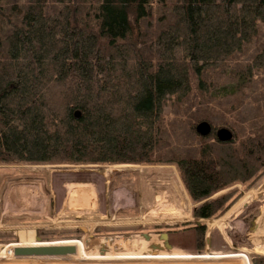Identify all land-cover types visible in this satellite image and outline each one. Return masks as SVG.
I'll return each instance as SVG.
<instances>
[{
    "label": "trees",
    "instance_id": "trees-1",
    "mask_svg": "<svg viewBox=\"0 0 264 264\" xmlns=\"http://www.w3.org/2000/svg\"><path fill=\"white\" fill-rule=\"evenodd\" d=\"M0 20V164H174L195 202L263 173L264 0H0Z\"/></svg>",
    "mask_w": 264,
    "mask_h": 264
},
{
    "label": "rangeland",
    "instance_id": "rangeland-1",
    "mask_svg": "<svg viewBox=\"0 0 264 264\" xmlns=\"http://www.w3.org/2000/svg\"><path fill=\"white\" fill-rule=\"evenodd\" d=\"M1 5L8 6L4 2ZM157 7L155 5L154 9ZM263 35L264 30L261 33V36ZM261 36L255 43L257 46L264 43ZM246 50L249 53V50ZM245 57L244 55L233 58L237 68L247 62ZM227 78L230 79L231 76L227 75ZM243 78L238 75L237 80H241L235 82V86L243 84ZM213 79L218 82L223 80L219 75H214ZM258 80L262 84L257 92L263 93L264 74H261ZM233 89L229 88L227 92ZM220 91L221 88L211 89L208 99L221 98ZM249 91H252L250 87L246 93ZM196 96H199V100L204 98L206 101L205 96L200 93ZM233 107L237 106L229 103L223 110L211 108L220 121L228 119L233 123L236 117L229 114ZM171 111L170 106L166 107L164 115L170 117ZM170 119L167 118L169 121ZM222 127L229 128L218 126L216 130ZM249 132L251 131L247 129V134ZM212 139H208L205 145L213 143L215 140ZM185 140L189 144L193 143L190 137ZM185 147L184 142L182 149ZM230 193L233 203L229 209L226 208L227 205L220 206L222 212L211 219H197L193 216L197 206L206 201L218 200ZM88 198L91 199L90 205L86 206ZM206 201H193L179 168L174 164H0V250L9 244L18 243V231L26 228L34 231L35 240L37 237L47 243L83 240L86 248L92 252L96 249L90 245V240H104L110 245L114 244V240L123 243L116 249H101V254L212 255L243 252L248 255L251 264L264 257V254L253 252L255 246L249 235L256 227L264 234V171L251 182L237 183ZM68 203L72 204L70 212ZM73 205H77V208ZM63 207L65 212H61ZM26 210L34 211L33 216L26 215ZM34 216L36 218L29 219ZM82 228L87 229V232H83ZM163 234H168L167 241L164 240ZM166 243L171 245L172 249H168ZM74 255L38 258L14 255L11 258L0 257V264L144 263L139 260H117L115 263L76 262L73 260Z\"/></svg>",
    "mask_w": 264,
    "mask_h": 264
},
{
    "label": "bare ground",
    "instance_id": "bare-ground-1",
    "mask_svg": "<svg viewBox=\"0 0 264 264\" xmlns=\"http://www.w3.org/2000/svg\"><path fill=\"white\" fill-rule=\"evenodd\" d=\"M254 232L250 233V238L255 248L253 252L256 254H264V234H262L259 228H254ZM19 242L15 244H9L3 247L0 250V257H14V250L18 248H31V247H75L76 254L73 257V260L76 262L80 261H89L96 262L106 261L108 263H115L117 260H139L144 262L145 264L153 263H166V262H195V264H251V261L246 253H216V254H204V255H191V254H166V253H155V254H112V253H100V250H106V248L115 247L119 248L123 243L116 242L114 240V244L110 245V243L104 240H90L92 246L95 247L96 251L92 252V250L86 248V244L83 240H69L62 242H37L35 240V234L33 230H29L26 228H21L18 231ZM113 241V240H112ZM127 246V244L125 243ZM246 251V250H244ZM38 258V257H34ZM143 263V264H144Z\"/></svg>",
    "mask_w": 264,
    "mask_h": 264
},
{
    "label": "water",
    "instance_id": "water-1",
    "mask_svg": "<svg viewBox=\"0 0 264 264\" xmlns=\"http://www.w3.org/2000/svg\"><path fill=\"white\" fill-rule=\"evenodd\" d=\"M198 133L203 136H206L210 133L211 127L208 123H201L197 127ZM217 136L221 141H230L233 138V134L228 129H220L217 132ZM83 232H87V229L82 228ZM163 238L165 241L168 240V234H163ZM37 242H42L41 238H36ZM166 247L168 249H172L171 245L166 243ZM76 254L75 247H31V248H18L14 250V255L16 257H54V256H66Z\"/></svg>",
    "mask_w": 264,
    "mask_h": 264
},
{
    "label": "crops",
    "instance_id": "crops-1",
    "mask_svg": "<svg viewBox=\"0 0 264 264\" xmlns=\"http://www.w3.org/2000/svg\"><path fill=\"white\" fill-rule=\"evenodd\" d=\"M90 198H88V200H87V202H86V206H89L90 205ZM71 203H68V208H69V210H68V212H70L71 210H72V207H71ZM73 206H76V208H77V205H73ZM31 207V206H30ZM27 212H26V215H29V216H33V214H34V211H32V212H29L28 210H26ZM65 212L66 211V209H65V207H63L62 209H61V212ZM30 218H36L35 216L34 217H29V219Z\"/></svg>",
    "mask_w": 264,
    "mask_h": 264
}]
</instances>
